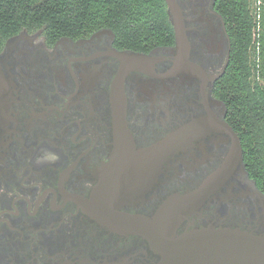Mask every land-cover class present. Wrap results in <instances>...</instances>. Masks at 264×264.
I'll use <instances>...</instances> for the list:
<instances>
[{"label":"flooded vegetation","instance_id":"obj_1","mask_svg":"<svg viewBox=\"0 0 264 264\" xmlns=\"http://www.w3.org/2000/svg\"><path fill=\"white\" fill-rule=\"evenodd\" d=\"M162 1L172 42L146 50L106 28L56 39L21 29L3 42L0 264H157L143 234L108 221L145 228L174 211L175 236L264 237V193L216 88L232 53L228 13L221 0H173L181 54ZM43 149L59 158L37 164Z\"/></svg>","mask_w":264,"mask_h":264},{"label":"trees","instance_id":"obj_2","mask_svg":"<svg viewBox=\"0 0 264 264\" xmlns=\"http://www.w3.org/2000/svg\"><path fill=\"white\" fill-rule=\"evenodd\" d=\"M221 1L233 44L216 88L242 139L244 162L264 193V14L254 18L249 0ZM40 28L49 39L77 38L106 28L118 45L132 50L172 42L162 0H0V48L21 29Z\"/></svg>","mask_w":264,"mask_h":264},{"label":"water","instance_id":"obj_3","mask_svg":"<svg viewBox=\"0 0 264 264\" xmlns=\"http://www.w3.org/2000/svg\"><path fill=\"white\" fill-rule=\"evenodd\" d=\"M169 14L174 22V30L179 52L183 54L182 28L175 19L173 0H164ZM174 17V19H173ZM180 63L184 66L186 61ZM7 89L5 80L0 72V120L4 116ZM228 132H232L228 129ZM240 155L241 147L237 141ZM177 211V208L175 209ZM170 217L158 225L147 223L144 227H136L129 222L120 223L116 220L112 226L120 225L122 229L143 234L160 253L157 264H264V237L249 234L238 229H203L194 230L175 236L178 224L177 212L170 213Z\"/></svg>","mask_w":264,"mask_h":264},{"label":"clouds","instance_id":"obj_4","mask_svg":"<svg viewBox=\"0 0 264 264\" xmlns=\"http://www.w3.org/2000/svg\"><path fill=\"white\" fill-rule=\"evenodd\" d=\"M58 155L48 149H43L36 158L37 164H52L58 159Z\"/></svg>","mask_w":264,"mask_h":264},{"label":"rangeland","instance_id":"obj_5","mask_svg":"<svg viewBox=\"0 0 264 264\" xmlns=\"http://www.w3.org/2000/svg\"><path fill=\"white\" fill-rule=\"evenodd\" d=\"M250 10L254 18L258 19V16L264 14V0H249ZM261 13V14H260ZM262 19L259 17V20ZM252 50V56H253ZM264 83V82H261Z\"/></svg>","mask_w":264,"mask_h":264}]
</instances>
